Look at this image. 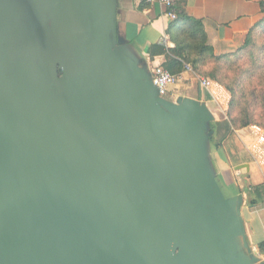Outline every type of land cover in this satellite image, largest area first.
Listing matches in <instances>:
<instances>
[{"label": "water", "instance_id": "water-1", "mask_svg": "<svg viewBox=\"0 0 264 264\" xmlns=\"http://www.w3.org/2000/svg\"><path fill=\"white\" fill-rule=\"evenodd\" d=\"M153 75L118 0H0V264H264L213 113Z\"/></svg>", "mask_w": 264, "mask_h": 264}, {"label": "crops", "instance_id": "crops-1", "mask_svg": "<svg viewBox=\"0 0 264 264\" xmlns=\"http://www.w3.org/2000/svg\"><path fill=\"white\" fill-rule=\"evenodd\" d=\"M182 4L188 16L201 20L208 44L216 55L231 53L245 44L251 29L263 18L264 0H173ZM166 8L147 0H118V23L127 43L154 68L166 62L165 55L153 57V45L174 48L172 35L178 34L174 21L166 17ZM176 12V11H175ZM166 39V43L164 39ZM181 73H184L181 72ZM180 74V73H179ZM172 88L177 97H188L207 103L215 117L211 138V158L218 179L228 196L242 195L241 215L248 243L264 253V170L252 159L249 144L252 135L246 128L225 130L224 110L201 83L198 86L190 73ZM264 261V259H261Z\"/></svg>", "mask_w": 264, "mask_h": 264}, {"label": "trees", "instance_id": "trees-1", "mask_svg": "<svg viewBox=\"0 0 264 264\" xmlns=\"http://www.w3.org/2000/svg\"><path fill=\"white\" fill-rule=\"evenodd\" d=\"M262 13L264 15V1L260 4ZM174 10L177 13L176 23L178 34L172 35L174 40V48H166L160 45H153L152 55H165L166 62L163 66L168 69L172 74H179L183 72L185 65H191L193 70L198 74L202 72L208 62L211 60L214 63L220 62L224 57H218L213 53V48L208 44L207 34L205 32L204 24L201 20L195 19L187 15L184 11L182 4L175 6ZM251 50H250V49ZM249 49V50H248ZM248 50L251 59L254 63H261L264 60V16L263 18L251 29L248 34L247 40L244 46L239 50L240 52ZM235 54L234 56H236ZM264 67V64H262ZM212 79L215 80L216 75L210 74ZM220 81V78H219ZM218 82V81H217ZM221 82V81H220ZM222 83V82H221ZM232 94L233 100L231 102V115L236 114V117H232L224 125L226 131H230V128L239 130L247 127L254 120V112L257 108L264 110V97L262 101H259V94L256 91L252 92L256 97L254 101L256 103H245V107L238 110L242 105V99L240 100V92L242 91L239 80L235 83L225 84ZM260 91V90H259ZM264 94V90H263ZM238 107V108H237ZM252 107H254L252 109Z\"/></svg>", "mask_w": 264, "mask_h": 264}, {"label": "rangeland", "instance_id": "rangeland-1", "mask_svg": "<svg viewBox=\"0 0 264 264\" xmlns=\"http://www.w3.org/2000/svg\"><path fill=\"white\" fill-rule=\"evenodd\" d=\"M239 47L231 53H226L222 55H216L214 50L213 53L218 57H224V59L220 62L214 63L213 61H209L205 68H203L201 74L194 72L203 78L210 79L213 83V90L215 92V98L213 102L218 103L223 108V114H221V119L225 118V122L229 121L233 116L236 117L234 113L233 116L230 114L231 102L233 100L232 94L225 84L235 83L238 79L240 84H242V91L240 92V100L242 99V105L238 108L241 110L245 107V103H256L254 99L256 97L253 96L252 92L256 91L259 94V101H262L264 94V60L261 63H254L253 59H251V55L249 53V49L243 52H239V50L243 47ZM251 50V49H250ZM237 54L236 56H234ZM264 57V54H263ZM193 68V67H192ZM211 73L216 75L215 80L212 79ZM220 78V82L219 81ZM218 81V82H217ZM196 84L200 86L199 81L196 80ZM260 90V91H259ZM254 107H252L253 109ZM254 120L247 127L251 125H257L264 128V110L261 108H257L254 112ZM245 127V128H247Z\"/></svg>", "mask_w": 264, "mask_h": 264}, {"label": "built area", "instance_id": "built-area-1", "mask_svg": "<svg viewBox=\"0 0 264 264\" xmlns=\"http://www.w3.org/2000/svg\"><path fill=\"white\" fill-rule=\"evenodd\" d=\"M149 3H158L164 8H166V17L171 21L177 20V13L174 10L175 2L173 0H147ZM167 37L164 39L166 43ZM184 73H190L195 80H198L201 85L209 90L212 98H215V92L213 90L214 83L207 78L198 76L191 65L186 64L184 68ZM184 73L172 74L168 69L162 65H157L154 67L153 84L158 88L161 96H167L172 92V88L178 83L184 80ZM246 129L249 130L252 135V141L249 144V151L252 155L253 162L261 169L264 170V128L251 125ZM255 256L259 259H264V253L261 254L260 251L255 250Z\"/></svg>", "mask_w": 264, "mask_h": 264}]
</instances>
